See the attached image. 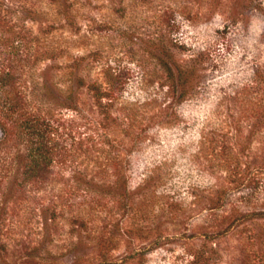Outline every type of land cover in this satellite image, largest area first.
<instances>
[{"label":"rangeland","instance_id":"1","mask_svg":"<svg viewBox=\"0 0 264 264\" xmlns=\"http://www.w3.org/2000/svg\"><path fill=\"white\" fill-rule=\"evenodd\" d=\"M0 264H264V0H0Z\"/></svg>","mask_w":264,"mask_h":264},{"label":"trees","instance_id":"2","mask_svg":"<svg viewBox=\"0 0 264 264\" xmlns=\"http://www.w3.org/2000/svg\"><path fill=\"white\" fill-rule=\"evenodd\" d=\"M43 118V121L40 122L43 124L46 119L41 115L34 114L31 117L22 118L17 122H20L27 128H31L32 135V145L28 148L27 161L24 164V169L22 174L26 179L31 178L35 173L42 170L44 163H46V153L48 141L45 139V129L38 127V122Z\"/></svg>","mask_w":264,"mask_h":264}]
</instances>
